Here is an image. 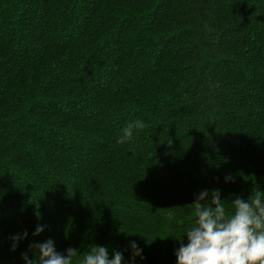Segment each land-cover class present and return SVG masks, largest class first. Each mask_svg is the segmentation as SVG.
I'll use <instances>...</instances> for the list:
<instances>
[{
	"label": "trees",
	"instance_id": "obj_1",
	"mask_svg": "<svg viewBox=\"0 0 264 264\" xmlns=\"http://www.w3.org/2000/svg\"><path fill=\"white\" fill-rule=\"evenodd\" d=\"M205 189L264 195V0H0V264H176Z\"/></svg>",
	"mask_w": 264,
	"mask_h": 264
},
{
	"label": "clouds",
	"instance_id": "obj_2",
	"mask_svg": "<svg viewBox=\"0 0 264 264\" xmlns=\"http://www.w3.org/2000/svg\"><path fill=\"white\" fill-rule=\"evenodd\" d=\"M140 120L124 127L116 143L132 139L133 129H141ZM226 181L231 177H226ZM201 190L191 204L194 220L183 235L187 243H181L175 250L176 264H264V195L257 191L248 199L239 196L231 200L232 212L225 209L219 190ZM44 231L37 225L33 235ZM23 238L27 237L24 232ZM16 242L21 236L12 237ZM131 256L126 260L122 252L109 250L104 246L93 245L83 256L81 264H136V258L143 260V249L133 240L129 242ZM38 250L35 260L27 254L22 255L25 264H71L76 250L66 249V254L57 252L52 239L36 244Z\"/></svg>",
	"mask_w": 264,
	"mask_h": 264
}]
</instances>
